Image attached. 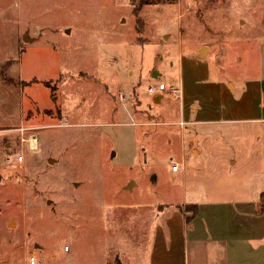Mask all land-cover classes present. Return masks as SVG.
<instances>
[{
    "label": "rangeland",
    "instance_id": "374dc122",
    "mask_svg": "<svg viewBox=\"0 0 264 264\" xmlns=\"http://www.w3.org/2000/svg\"><path fill=\"white\" fill-rule=\"evenodd\" d=\"M263 62L264 0H0V264H151L146 205L264 188V123H195L172 91L182 76L201 99L208 66L235 81ZM188 224L224 253L188 232L187 264H225L226 238L229 264H264L254 203Z\"/></svg>",
    "mask_w": 264,
    "mask_h": 264
},
{
    "label": "crops",
    "instance_id": "0c3cea01",
    "mask_svg": "<svg viewBox=\"0 0 264 264\" xmlns=\"http://www.w3.org/2000/svg\"><path fill=\"white\" fill-rule=\"evenodd\" d=\"M208 73L210 77L208 86L205 90L204 98L201 99H198L197 96H191L185 93L182 76H180L179 81H175L177 84L173 86L178 87L181 91V96H179V98H181L179 113L182 116H194L195 119L192 120L193 122L205 124L243 121L264 123V71L262 75L245 76L235 81L228 80L225 76H220L211 65L208 66ZM159 93L161 92H158V94ZM154 96H156V94ZM156 98L157 97H155V99ZM185 122L184 119H181L179 123L183 125ZM256 136L259 141H264V135L257 134ZM199 153L198 151L197 154ZM217 153V150L214 151V155ZM230 161L232 164H235V159L231 158ZM252 168L256 169L257 167L254 165ZM219 169L224 171L223 167H219ZM176 171H179V169ZM242 178L243 177L240 176V179L237 180H241ZM243 182L244 181L241 180L238 183L243 184ZM240 187L241 190L231 188L220 190L208 185L204 188V186L200 187L195 183H193L192 187H187V185L184 184L183 188L185 195L190 190L195 192L194 195L197 196L193 197L187 194L188 196L183 199L182 204L177 202H166L146 205L145 219H147L149 226L145 230V237H149L150 245L152 243L151 264H187L186 259L190 241L188 232H191L190 236H195L191 240L196 244V247L192 249V251H197V248L204 245L208 246V242H211L209 245L214 246V252L221 253L216 255H221L223 259V243L215 239L216 237L213 239L214 236H208L212 240L207 242L202 238H198L194 233V225L191 224L190 226L186 220L187 212L182 210L179 205L186 206L196 204L198 208H200L206 202L212 205H220L228 202L232 205L241 204L244 207L247 203H254L255 213L259 215V218L264 217V188L259 185L256 189L253 188V193L244 196V193L241 195V192L246 190V187L244 188L243 185H240ZM202 190L205 191L207 197H210V200L207 198L203 199L204 197H202V193H200ZM222 197L228 200H223L221 199ZM241 228L242 230L244 229L243 226ZM183 230H185L186 237H183ZM226 240L225 264H229L230 258L228 250L230 241L227 238Z\"/></svg>",
    "mask_w": 264,
    "mask_h": 264
},
{
    "label": "built area",
    "instance_id": "2783aa9c",
    "mask_svg": "<svg viewBox=\"0 0 264 264\" xmlns=\"http://www.w3.org/2000/svg\"><path fill=\"white\" fill-rule=\"evenodd\" d=\"M164 89H166V84L164 82H160L159 84V87L158 88H155L153 86H150L149 87V91L150 92H160V91H163ZM172 91L177 95V96H181V91L179 90L178 87H175V86H172ZM20 160L23 159V155H20ZM180 167H179V164L176 163L173 165V170H178ZM30 262L32 264H36L38 262L37 258L33 255L30 257Z\"/></svg>",
    "mask_w": 264,
    "mask_h": 264
},
{
    "label": "trees",
    "instance_id": "16d2710c",
    "mask_svg": "<svg viewBox=\"0 0 264 264\" xmlns=\"http://www.w3.org/2000/svg\"><path fill=\"white\" fill-rule=\"evenodd\" d=\"M179 206L181 207L182 210H185L187 212V215H186L187 222H189L192 219V217H194L198 212V206L196 204L188 205V206L192 207L191 210L186 208L187 205L186 206L185 205H179ZM118 264H120V263H118Z\"/></svg>",
    "mask_w": 264,
    "mask_h": 264
},
{
    "label": "water",
    "instance_id": "95a60500",
    "mask_svg": "<svg viewBox=\"0 0 264 264\" xmlns=\"http://www.w3.org/2000/svg\"><path fill=\"white\" fill-rule=\"evenodd\" d=\"M208 50H209L208 46H202L200 48V50H199V56L203 57ZM49 161L52 162V161H54V159L53 158H49Z\"/></svg>",
    "mask_w": 264,
    "mask_h": 264
},
{
    "label": "bare ground",
    "instance_id": "6f19581e",
    "mask_svg": "<svg viewBox=\"0 0 264 264\" xmlns=\"http://www.w3.org/2000/svg\"><path fill=\"white\" fill-rule=\"evenodd\" d=\"M173 168V167H172Z\"/></svg>",
    "mask_w": 264,
    "mask_h": 264
}]
</instances>
